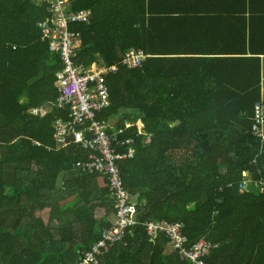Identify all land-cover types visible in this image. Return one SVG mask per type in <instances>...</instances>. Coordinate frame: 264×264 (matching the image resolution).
Here are the masks:
<instances>
[{
  "label": "trees",
  "instance_id": "obj_1",
  "mask_svg": "<svg viewBox=\"0 0 264 264\" xmlns=\"http://www.w3.org/2000/svg\"><path fill=\"white\" fill-rule=\"evenodd\" d=\"M70 5L93 12L88 24L72 26L82 35L76 62L120 68L106 78L112 107L99 119L117 129L143 125L142 134L130 130L136 155L122 163L138 203L137 225L102 264H187L168 252L167 236L147 235V222L182 225L190 246L216 245L206 264H264V191L238 189L245 172L264 177V146L253 133L263 103L264 49L240 50L216 83H181L185 75L161 71L166 59L150 57L164 52L152 46L173 23L156 20L149 0ZM48 7L40 0H0V264H80L115 214L107 179L77 169L86 152L57 146L55 124L68 120L66 114H28L56 102L57 75L65 68L40 29ZM247 23L242 20L245 32ZM259 26L250 31L252 48L264 33ZM132 49L147 55L140 68L122 64ZM65 175L73 179L60 188ZM47 210L48 221L38 216Z\"/></svg>",
  "mask_w": 264,
  "mask_h": 264
},
{
  "label": "built area",
  "instance_id": "obj_2",
  "mask_svg": "<svg viewBox=\"0 0 264 264\" xmlns=\"http://www.w3.org/2000/svg\"><path fill=\"white\" fill-rule=\"evenodd\" d=\"M47 4L50 17L40 23L43 39L49 50L58 54L63 62V70L58 73L56 90L58 98L51 106L33 108L28 114L44 119L52 111L66 114L68 120L60 119L55 124V140L58 148L77 145L86 152L87 158L77 164L84 175H99L107 179L110 195L115 208V220L106 229L102 238L83 256L80 264H102L103 257L111 248L124 241L127 232L137 225L138 203L124 183L122 163L136 155L135 139L129 137L132 129L142 134L143 125L127 124L124 129L99 119L100 115L112 107L110 90L106 78L117 73L119 66L107 67L102 63L86 67L78 64V49L82 35L72 29L75 24H88L93 16L91 10L74 11L70 0H40ZM147 58L141 49H132L123 60L128 69L140 68ZM253 133L262 139L264 146V102L256 107ZM264 148V147H263ZM240 193H252L254 189L264 191V177L245 172L238 183ZM147 235L155 240L160 234L168 237L170 246L187 264H206V258L216 245L201 240L190 246V240L180 224L167 222H147Z\"/></svg>",
  "mask_w": 264,
  "mask_h": 264
},
{
  "label": "crops",
  "instance_id": "obj_3",
  "mask_svg": "<svg viewBox=\"0 0 264 264\" xmlns=\"http://www.w3.org/2000/svg\"><path fill=\"white\" fill-rule=\"evenodd\" d=\"M149 3L153 11H158L156 20L168 18L173 23L160 43L152 46L164 52L158 55L151 53L150 57L166 59L158 64L161 71L180 75L181 78L185 75L181 83H216L221 72L230 64L226 60L239 58L240 50L264 49V33L258 36L261 41L255 37L252 42L255 48H252L250 37L252 26L256 29L263 25L261 29L264 28V0H149ZM166 11H171V14H164ZM243 19L248 20L247 32L243 29ZM261 21L262 24H259ZM262 68L264 102V54ZM72 179V176H62L59 186L61 180L63 187L66 181ZM172 251L170 247L168 252Z\"/></svg>",
  "mask_w": 264,
  "mask_h": 264
},
{
  "label": "rangeland",
  "instance_id": "obj_4",
  "mask_svg": "<svg viewBox=\"0 0 264 264\" xmlns=\"http://www.w3.org/2000/svg\"><path fill=\"white\" fill-rule=\"evenodd\" d=\"M241 179H242V178H241ZM61 184H63V180H61ZM61 184H60L59 187H61ZM38 216L41 217L42 219L48 221V220H49V217H50V212H49L48 210H47V211H43V212H40V213L38 214ZM113 216H114V220H115V214H114ZM114 220H113V221H114ZM113 221L111 220L112 223H113ZM125 237H126V236H125ZM124 239H125V238H124ZM95 244H96V243H95ZM95 244H94V245H95ZM119 244H120V243H119ZM94 245H92L91 248H92ZM116 245H117V244H116ZM114 246H115V245H114ZM91 248H90V249H91ZM111 250H112V248H111ZM111 250H110V251H111ZM89 251H90V250H89ZM87 252H88V251H87ZM107 254H108V253H107ZM107 254H106V255H107Z\"/></svg>",
  "mask_w": 264,
  "mask_h": 264
}]
</instances>
